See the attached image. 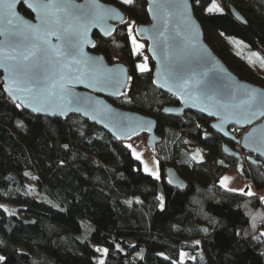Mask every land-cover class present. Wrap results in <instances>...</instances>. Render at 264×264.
<instances>
[{
    "label": "trees",
    "instance_id": "1",
    "mask_svg": "<svg viewBox=\"0 0 264 264\" xmlns=\"http://www.w3.org/2000/svg\"><path fill=\"white\" fill-rule=\"evenodd\" d=\"M100 1L120 9L127 20L107 40L95 34L94 53L109 63L126 65L133 78L128 103L108 101L156 121L161 142L155 157L161 178L141 170L126 147L131 142L116 141L80 117L51 120L18 109L4 95L0 81L4 264H97L99 259L105 264H179L181 251L193 256L184 264H264V206L255 196L218 186L232 168L242 183L262 191L264 163L249 166L246 153L239 159L225 156V142L211 133L209 121L200 115L162 116L165 106H178V101L154 88L149 58L148 73L135 71L136 57L143 58L146 44L144 54L135 57L127 40L128 22H135L133 28L148 23L146 3ZM189 1L215 55L239 79L264 88V78L232 57L221 40H237L264 57V0ZM213 2L221 12L207 11ZM229 7L240 13L246 26L232 18ZM19 10L29 17L23 7ZM187 140L199 144L203 156L191 157ZM168 167L186 183L185 189L169 185ZM29 179L39 196L31 194ZM157 197H163V208ZM97 248H107L108 255Z\"/></svg>",
    "mask_w": 264,
    "mask_h": 264
},
{
    "label": "snow or ice",
    "instance_id": "2",
    "mask_svg": "<svg viewBox=\"0 0 264 264\" xmlns=\"http://www.w3.org/2000/svg\"><path fill=\"white\" fill-rule=\"evenodd\" d=\"M120 2L122 5L133 6L135 0ZM21 3L34 13V22L18 12V5ZM207 11L221 12L222 9L213 2ZM176 16H180L184 23L176 32V36L169 39L165 32L168 31L169 20ZM154 19L160 21L163 28V31H160L153 26L162 39L150 37L159 46L164 79V83L159 84L160 87L167 86L170 92L175 88L181 98L187 96L188 99L200 101L205 105L201 111L215 109L209 114L219 116L222 122L228 117L239 123L241 120L251 122L257 115L264 116V94L257 95L245 85L238 87L226 85L208 67L207 57L199 51L196 44L193 27L188 19L186 0H170L163 3L158 0ZM110 20L125 23L115 9L105 8L97 0H84V3H75L74 0H0V67L7 73L4 77L6 83L3 91L14 102V106L18 109L31 108L33 112L51 115L83 111L85 116L91 114L92 120L99 116L111 122L117 129L129 128L128 118L113 113L106 105L101 107L102 102L90 95L78 96L70 86L80 83L92 91L115 89L113 95L127 97V93L120 89L127 86L133 79L132 76L126 75L125 79H121V74L126 73L123 67H107L102 57L84 51L86 35L91 28L101 27L105 36L111 35L114 29L104 27ZM134 23V21L127 23V40L131 42L132 55L138 56L145 45L137 41L136 34L148 30L136 29L134 34ZM95 47L93 45V48ZM147 50L155 52L156 48L149 45ZM156 58L155 55L152 57ZM135 71L141 74L150 71L148 57L145 56L142 61L135 64ZM209 72L213 74L210 76ZM157 76H161L159 70ZM8 81L11 83H7ZM152 83L158 84V81L154 79ZM49 109L58 111L49 113ZM218 126L212 125L214 128ZM117 138L121 136L118 135ZM254 143L257 145L255 150L264 156V130L255 137ZM126 147L132 149L131 144ZM132 155L136 160H141L140 153L135 149H132ZM143 170L156 180L161 178L158 168L154 171L144 164ZM227 179L221 178V187H226ZM227 190L239 191L246 197L255 196L251 188L247 191L230 188ZM157 199L163 208V197ZM260 201L264 203V196L260 197ZM136 202L140 201L137 199ZM261 235L264 236V232ZM119 247L117 244L116 248ZM96 251L107 256L109 250L97 248ZM179 255V264H184L186 253L181 251ZM4 261L5 257L0 255V264H4ZM97 264L105 262L101 259ZM172 264L177 262L172 261Z\"/></svg>",
    "mask_w": 264,
    "mask_h": 264
},
{
    "label": "water",
    "instance_id": "3",
    "mask_svg": "<svg viewBox=\"0 0 264 264\" xmlns=\"http://www.w3.org/2000/svg\"><path fill=\"white\" fill-rule=\"evenodd\" d=\"M143 1L146 3V13L148 16V23L145 25L136 26L135 30L136 29H147L148 31L146 32L141 31L138 34H136V32L134 31V34H136V38L139 42L145 43L147 45L146 54L152 63V80L155 79L158 81V84L152 83L154 88L165 95L174 97L178 101V106H165L161 110V115L167 118H180L185 113H195L197 115H200L201 117L209 121L210 131L213 134L219 136L226 143L222 147V151L225 154V156L232 157L235 159L240 158V152L235 151L230 146H228V144H233L237 147L239 151L250 155V157L247 159V164L249 166H252V167L259 166V161H262L264 163V156L260 155V152L255 150L257 145L254 143L255 137L260 134L261 130H264V116L257 115L251 119V122H246L244 120H241L239 123H237L235 119L232 117H228L226 118L225 121L222 122L219 116L209 114L210 112L215 111V109L209 108L207 111H201V109L204 108L205 105L201 103L200 101L198 100L194 101V100L188 99L187 96H184L181 98L179 93L176 92L175 88L173 89V91L170 92L168 91L167 86L165 87L159 86V84L164 83L163 67L161 65V60H160L159 46L155 43V40L153 38H150V37H154L156 39H162L161 37L158 36L157 31L154 30L153 28V26L155 25L157 29H159L160 31H163V28L161 27V22L158 21L157 19H154V14L156 13V3L158 2V0H143ZM74 2L84 3V0H74ZM97 2L103 5L105 8L115 9L116 12L119 14V16L122 17V19L125 21V23L121 24L117 20L108 21V24L104 27L114 29V31H112L111 35L109 36H105L103 34L101 27L91 28L86 35L87 43H85L84 45V51L90 55L102 57L103 62L107 67H110V68L123 67L126 70V73L121 74V79H125L126 75H130V71L128 67L120 63H109L104 58V56L94 53L93 45H96V41L94 40L95 34L106 40L111 38L114 35L118 27H121L126 24V20H127L126 16L124 13L121 12L120 9H118L117 7L113 5L105 4L101 2L100 0H97ZM159 2L161 3L170 2V0H159ZM186 2L188 5V19H190L191 25L193 27V34L195 35V38H196V44L198 45L199 51L207 57L209 61L208 67L211 68L213 72L216 74V76L221 80V82L226 85H231L235 87H238L240 85H245L248 90L254 91L255 94L257 95L264 94V88L239 79L215 55V53L211 50V48L206 44L204 40L202 28L194 16L190 1L186 0ZM20 7H23L25 9V11L29 14V17L25 16L23 13L20 12L19 10ZM17 10L20 14L24 16V18L33 20L34 22V19H33L34 13H31L29 10H27L24 4L21 3L20 5H18ZM229 12L232 18L237 23L243 26H246V22L244 18L240 15V13L235 8L229 7ZM183 23L184 21L181 19L180 16L171 18L169 20V23L167 26L168 31L165 32V36L169 37V39L174 38L176 36V32L179 31V29L183 26ZM149 45H152L154 48H156V51L155 52L148 51L147 48ZM154 55L157 57L156 59H152ZM158 70L161 72V76H157ZM213 72H209V75L211 76ZM6 75L7 73H5L3 67H0V81L2 83V90L6 83L4 79ZM7 83L10 84L11 82L8 81ZM131 84H132V80L128 82L125 88L120 89V91L127 93V97L121 96V95H113L112 93L116 91L115 89H108L106 91H92L91 89L86 88L84 84L74 83L70 85L72 88V91L75 94H78V96L87 97L90 95L94 97L96 100L102 102L101 107L106 105L108 108H110L113 111V113L118 114L121 117L128 118L130 127L127 129H122V130L117 129L113 127L111 122L101 119L99 116L97 117L96 120H92L90 118L91 114H89V116H85L83 114V111L68 112L67 115H51V114H46L44 112H41V113L33 112L31 108H20V109H22L23 111L31 115L44 117V118H48L51 120L59 119L62 121H66L70 117H80L84 121L88 122L89 124L101 129L106 134H108L111 138L119 142L129 143L142 136H145L146 145L155 155L156 147L161 142V139L156 134V127H157L156 121L150 117H147V116L135 113V112L116 108L113 105H111L108 101L110 99L111 100L121 99L123 102L128 103L129 102L128 93L130 92ZM3 93L14 104V102L7 96V93H5L4 91ZM52 111H58V110L49 109V113H51ZM214 124L219 125V126L214 128L212 127V125ZM105 125H107V127ZM233 128L244 130L243 135L240 138L236 137L231 132V129ZM254 129L256 130L255 132L253 131ZM250 133L252 135H249ZM118 135H120L121 138L118 139L117 138ZM209 138H210V135L205 136L204 140H207ZM165 178L167 179L168 183L169 181H172L171 183H169V185L174 188H177V189L186 188V183L179 177L177 172L171 167H168L165 170Z\"/></svg>",
    "mask_w": 264,
    "mask_h": 264
},
{
    "label": "rangeland",
    "instance_id": "4",
    "mask_svg": "<svg viewBox=\"0 0 264 264\" xmlns=\"http://www.w3.org/2000/svg\"><path fill=\"white\" fill-rule=\"evenodd\" d=\"M135 28H136V26H134V31H135ZM221 40H222V43L225 44V46L229 50L230 55L232 57L237 58L241 61H244L246 64L249 65V67L251 68V70L253 71L254 74H257L259 77L264 78V57L261 55V53L252 52L248 47H246L244 44H242L241 42H239L237 40L223 39V38ZM140 43H142V42H140ZM146 47H147V45H146ZM142 51H143V49L140 52H142ZM263 53H264V50H263ZM142 54H144V53L142 52ZM145 56L147 57V54H144L143 58ZM136 58H137V63L143 60V58L140 56H138ZM232 131L235 135L239 134V137L236 135L238 138H240L244 133V130H242L241 133L238 132L239 130L238 131L232 130ZM145 138H146L145 136H142L136 140L131 141V143H130L132 145V149H135L136 152L140 153L141 160H136L135 157L133 155L132 156H133L134 160L140 164L141 170L143 172H144V170H143L144 164H147L150 169L155 171L158 168V161H157L154 153L146 145ZM185 147L188 149V151L190 152V156L193 158L196 157L197 159H199V157L203 156V154H204L203 149L200 147V145L197 143H193L190 140H187L185 142ZM132 149H129L131 154H132ZM141 161H143L144 163H141ZM144 173H146V172H144ZM146 174H148V173H146ZM224 177L228 178L227 181L225 182L226 187H221L220 182L218 184V186L224 190H227L230 188V189H237V190L244 189L245 191H247L248 188H251V190L254 192L255 195H257V193H259V195L261 197L264 196V190H262L263 192H258L253 188L251 183H249V182L248 183H242L240 181V178L237 175L235 169H232V168L229 169ZM28 188L30 189L31 194L34 197L39 196L37 193H35L36 192L35 185L33 184V182L30 179L28 180ZM234 193H239V191H235ZM5 209L7 210L6 212L10 213L8 208L4 207V210ZM16 213L19 216H21L20 213H18V212H16ZM184 253H186L184 261L193 259V256L189 252H184ZM99 260H101V259H99Z\"/></svg>",
    "mask_w": 264,
    "mask_h": 264
},
{
    "label": "flooded vegetation",
    "instance_id": "5",
    "mask_svg": "<svg viewBox=\"0 0 264 264\" xmlns=\"http://www.w3.org/2000/svg\"><path fill=\"white\" fill-rule=\"evenodd\" d=\"M116 30H117V29H116ZM144 44H145V43H144ZM232 130H234V131H238V130H240V129H235V128H233V129H231V131H232ZM211 133H212V132H211ZM211 133L208 134L207 136H209V135L211 136ZM225 144H226V143H225ZM225 144H224V145H225ZM228 146H230V147H231L232 149H234L235 151L240 152V151L237 149V147H236L235 145H233V144H228ZM243 154H244L243 152H240V157L243 156ZM246 155H247L248 158L250 157V155H248V154H246ZM248 158H247V159H248Z\"/></svg>",
    "mask_w": 264,
    "mask_h": 264
},
{
    "label": "crops",
    "instance_id": "6",
    "mask_svg": "<svg viewBox=\"0 0 264 264\" xmlns=\"http://www.w3.org/2000/svg\"><path fill=\"white\" fill-rule=\"evenodd\" d=\"M264 190V189H263ZM259 192H263V191H259ZM255 197H257L258 198V200L260 201V195H259V193H257V195H255ZM261 202V201H260ZM263 206H264V203H261Z\"/></svg>",
    "mask_w": 264,
    "mask_h": 264
},
{
    "label": "built area",
    "instance_id": "7",
    "mask_svg": "<svg viewBox=\"0 0 264 264\" xmlns=\"http://www.w3.org/2000/svg\"><path fill=\"white\" fill-rule=\"evenodd\" d=\"M140 57H142L141 55H139Z\"/></svg>",
    "mask_w": 264,
    "mask_h": 264
}]
</instances>
